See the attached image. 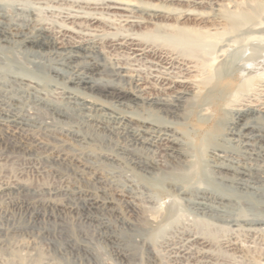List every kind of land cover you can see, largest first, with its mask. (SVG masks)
<instances>
[{
  "label": "bare ground",
  "instance_id": "1",
  "mask_svg": "<svg viewBox=\"0 0 264 264\" xmlns=\"http://www.w3.org/2000/svg\"><path fill=\"white\" fill-rule=\"evenodd\" d=\"M132 1L0 0V145L11 140L25 154L23 173L59 179H2L12 156L0 153V244L23 242L39 258L45 246L61 264H102L87 244L51 233L50 224L72 218L92 226L119 261L149 245L153 229L134 226L131 206L54 166L68 153L35 156L34 132L94 146L97 158L135 172L144 192L172 198L168 218L189 208L229 227L264 229V0ZM185 236L181 250L169 243L177 257L205 264L213 240Z\"/></svg>",
  "mask_w": 264,
  "mask_h": 264
},
{
  "label": "rangeland",
  "instance_id": "2",
  "mask_svg": "<svg viewBox=\"0 0 264 264\" xmlns=\"http://www.w3.org/2000/svg\"><path fill=\"white\" fill-rule=\"evenodd\" d=\"M152 1H154L156 4H158L157 0H152ZM125 3H128L129 5L130 4L134 5L136 2L132 1V0H125ZM218 46H219V44H218ZM255 83H254V85H255ZM255 87H258L257 84ZM224 115H225V113L222 114V116H224ZM219 128H218V131L219 130L221 131L222 128H220V129ZM36 133L34 132V135H33V136H35L34 139L36 140V143H37V146L34 149L35 150L34 151L35 156L44 158V157L48 156L50 154V151L54 148L55 149L57 148L56 149V150H58V152H56L57 154H59V153L67 154L68 153L67 156H69V158L70 157L71 158H70V160H68L69 162L66 161L67 164L65 162L60 163V164L58 163V166H59L58 167L57 163H56V164H54V166L59 168L61 172L69 173L70 176L72 175L73 177H70L72 179H75V180L80 179L79 181H83L82 183L85 185H88V186L94 185L95 187L91 186L92 188L99 189V188L105 187V189L109 190L108 192H112V194H111L112 196L115 195L114 197L117 199V201L121 205H127V206L132 207L134 213L129 214L128 217L130 218L131 221L134 220L133 224L136 228L144 230L146 233L150 232L153 229L149 234L147 233V236H148V238H150V240L148 242L149 245H146L147 249H145L146 251H144V253L141 252V250H139V249H135V251H134V248L129 247V248H131L130 249L132 251V252L130 251L131 253H133V251L135 252V253L131 254V257L133 258V256H134V258H133V261L131 259H129V264H131L130 262H132V264H156L157 263L156 260H158L157 264H159V263L160 264H173V263L174 264H182V263L183 264H191V263H193L190 261H189L190 262L189 263L186 259L181 258L179 256L177 257V255H176L177 253L175 252V249H174V247H175L176 250L177 249L181 250L185 247L184 245H186V244H188V246H189V243H187V241H186V236H185L186 233L193 234L196 237L199 234V235H201V237L198 236L199 238H204V240H205V238H206V240H208V238H209V240H213L212 242L208 240L210 243H209L207 249H209V250H206V251H208V255H210V256L207 255L208 257L205 258V260H206L205 264H209V263L210 264H213V263L214 264H264V236L261 237V234L264 235V232H263L264 229L257 230L258 231L257 232L255 230L250 231L245 227L244 228L247 229L248 231L244 230L243 227H239V228L238 227L233 228L232 226L229 227V225L222 223L220 221H219V223H221V224H219L218 220H215V222H213L214 220L211 218H208L207 216L205 218H203V215H201V214L193 213L191 210H190L191 212H189L187 210L189 208L178 209L179 211H181V212L177 211L178 212L177 215H179V216H173V215L170 216L169 215V218H168V214H170V213L168 212V208H166V207H170L171 202H172V198H170L169 195H167V194L164 195V193L163 194L161 193L159 195H157V193H154L156 196H153V194L144 192V190L142 188L138 187V186H141V184H143L145 182L144 180L141 181L144 178H141L138 174H133L135 172H133L131 170H127V169H122V171H120L121 168H118V169L114 168V165H112V164L110 165L109 162L107 163V161H104L103 159L97 158L98 157L97 152H99L100 150H98L94 146L88 145V148H86L87 146H85L83 148V146L87 145V144H84V145H82V143L77 144L78 142H74L73 140H72L73 141L72 142L69 137H67V136L65 137V135H63L61 133L53 132L49 136L46 134H43V133L42 134L41 133L39 134L38 132H36ZM53 135L54 136L57 135V136H55V138H54ZM209 138H210V136H209ZM13 144L14 143L11 140H7L5 144L0 145V153L5 152L7 154H10L12 156L11 159L14 161L13 162L11 159H7L6 161H4V164L2 165V174H3L2 179L9 180L11 178L19 177L20 179L25 181L28 185L33 184L32 186H41L45 182H46L45 183L46 185H48V183H50L52 186H56L54 184L58 185L59 182L56 183L57 181H59L58 177H55L51 174H48V175L44 174L42 176L41 175L39 176L36 173H34L30 170H27V169H25L26 171L23 173L22 172L23 167L26 166V160H27L26 156L24 157L25 154L18 151V149H16ZM80 144H81V146H80ZM107 149H110V147ZM96 150H98V151H96ZM90 154H92L93 156ZM94 157L96 159H94ZM14 159H16V160H14ZM23 161H25V162H23ZM100 161H103L104 164L100 165L102 163V162L100 163ZM21 165H23L22 169H21ZM99 165H100V167H99ZM109 165L113 166V167H110ZM94 166H95V168H93ZM90 168H91V170H90ZM112 168L114 170L117 169L118 171L117 170L113 171ZM19 169L21 171H19ZM73 170L76 172H74ZM81 170L83 171V173ZM85 171H86L87 176L84 173ZM128 171H131V172H128ZM30 172H32L33 174ZM94 172H95V174H94ZM79 174H81L82 177H80ZM111 174H113L114 176H112ZM69 175L67 174L68 177H69ZM91 175H93L94 177H92ZM136 175H138V176H136ZM98 176H100L101 179ZM87 177H90L91 179L87 178ZM97 178H98V181L94 180ZM131 179H133V180H131ZM110 180H112V181H110ZM93 181H96V182H93ZM99 181H101V182H99ZM131 182H133V183L135 182V184H133ZM110 183L112 185L111 186L112 188L110 187ZM97 186H98V188H96ZM131 187H132V189H135V190L137 189V191L132 190ZM129 191H131V192H129ZM142 192H144L145 194ZM139 193H142V194L139 195ZM133 195H136L137 197L133 196ZM141 195H143V196L145 195V196L143 197ZM162 195L164 196L163 198H161ZM138 196H140V198ZM149 196H152V197H149ZM157 196H159V197H157ZM118 198H120L119 199L120 201L118 200ZM147 198H150V199H147ZM155 199L158 201H155ZM149 200H151V201L149 202ZM170 200H171V202H169ZM121 201L123 202V204ZM163 201H165V202H163ZM174 202L177 205L179 203V201H176V200ZM159 203H161V204H159ZM157 209H159V210H157ZM137 210H138V212H137ZM142 210H143V212H142ZM153 210H155V211H153ZM144 211H145V214H144ZM164 211H166V212H164ZM183 211H184V213H183ZM140 212H141V215H140ZM152 212H155L156 214L155 213L154 214L156 216L153 217L154 214ZM174 213H176V212H174ZM138 214H139V216H138ZM180 215H182V216H180ZM196 215H198V216H196ZM135 216H138V217H135ZM157 216H159V217H157ZM172 216L174 217V219ZM133 217H134V219H133ZM146 217H148V218H146ZM151 217L155 218V219H152ZM180 217H182V218H180ZM167 218L169 221L170 220L171 221L169 222L167 220ZM0 219H1V217H0ZM69 219L71 220L72 218L65 219V220H67V222L63 221L61 223L58 222L59 224L58 223L50 224V225H52V226H50V228L53 229L50 231H51V233L53 231L52 234L53 235L55 234L58 238L55 235L54 236L58 240H60L62 242V241H65V239H72V240H75L79 244H83V243L85 245L87 244V246L90 247L91 250L94 251L95 255L98 257L100 262L101 263L103 262L102 264H128L127 262L125 263V262H122V261H119L118 259H116L114 253L112 252L111 247L109 246V248H108V245H106L105 242L97 236V234L95 233V230L92 229L93 228L92 226L89 227L88 224L86 226V223L82 222L79 219H75V220L72 219L71 221ZM176 219H177V221H175ZM148 220H150V222H148ZM151 220H154V222ZM155 220H156V222H155ZM0 221H2V220H0ZM163 221H164V223H163ZM134 222L136 223L137 226L135 225ZM1 223L2 222H0V224ZM65 223L68 225H66ZM147 223L150 224V226ZM152 223H154L153 227L151 225ZM168 223L171 226H169ZM174 223H176V224H174ZM62 224H63V226H61ZM64 224L66 225V227ZM146 224L148 226V229H147ZM155 224H157V225H155ZM162 224H163V227H165V228L161 227ZM56 225H57V227H55ZM189 226H191V227H189ZM180 227H182V228H180ZM149 228H150V231H149ZM54 229H56L55 230L56 232H54ZM58 229H60V230H62V232L63 231L64 232L61 233V231ZM85 230L87 231V233ZM180 231H182V233ZM153 233H156V234H153ZM173 233H174V236H173ZM18 234H22V233H18ZM182 235L184 238L180 237ZM179 239H180V242H179ZM230 239L232 241H230ZM153 241H155V242H153ZM166 241H167L168 245L166 244ZM235 241H236V243H235ZM184 242H185V244H183ZM150 243H154V244L151 245ZM169 243H173L172 245H174V247L172 245H170ZM217 243H218V245H217ZM223 243H224V245H223ZM243 243H245V244H243ZM18 244H19V246H18ZM22 244H24V243L18 242L15 244V242H14L12 244H10V243H5L3 245L0 244V264H61V261L55 257L56 256L55 253L52 254L53 251H51V250L48 251L49 250L48 248H46L47 249V251H46V249H44L45 246H43V248H41L42 249L40 251L41 254H39L40 258H41V255H44V253H45V256H48V254H49V255H51V257L49 256V257H47L48 258L47 259L46 257L42 256V258L40 259L38 256V251H37L38 248L36 249L35 247L32 246V248H34V250H35V252H34V250L31 247H30V249L26 250L27 248L23 247ZM226 244H229V246H226ZM8 245H11V246H8ZM232 245H233V247L234 246L235 247L234 248L231 247ZM237 246L239 249L236 248ZM152 247H154L155 249ZM11 250H13V251L11 252ZM147 250L148 251L151 250V251L147 252ZM152 250H154V252ZM156 251L158 252V254ZM225 251H227V252H225ZM29 252H30V255L28 254ZM31 252H33V254ZM146 252L150 253V254H147ZM153 253H155L154 254L155 257L152 256ZM215 253H218V254H216V256H214ZM35 254H36V256H35ZM182 254H184V253H182ZM141 255L145 260L143 258H141ZM143 255H145V256H143ZM217 255H218V257H217ZM52 256H54V257H52ZM146 256L148 258H149V256H150V258L152 257V259L156 263L151 262ZM225 256H227V257H225ZM234 256H236V257H234ZM33 258H35V259H33ZM50 258H53V259L51 260ZM54 258H56L58 261L55 260ZM173 258H175V260ZM182 259H183V261H182ZM221 259H223V260H221ZM54 260H55V262H54ZM134 260H135V262H134ZM117 261H119V262H117ZM146 262H148V263H146ZM178 262H181V263H178ZM62 264H64L63 261H62Z\"/></svg>",
  "mask_w": 264,
  "mask_h": 264
}]
</instances>
